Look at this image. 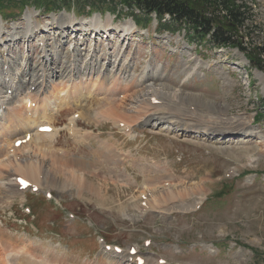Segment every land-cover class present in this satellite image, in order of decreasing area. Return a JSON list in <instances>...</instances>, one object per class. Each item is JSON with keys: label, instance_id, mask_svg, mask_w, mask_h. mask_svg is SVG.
I'll use <instances>...</instances> for the list:
<instances>
[{"label": "rangeland", "instance_id": "rangeland-1", "mask_svg": "<svg viewBox=\"0 0 264 264\" xmlns=\"http://www.w3.org/2000/svg\"><path fill=\"white\" fill-rule=\"evenodd\" d=\"M246 3L250 10L242 41L264 45V0ZM7 5L0 11V125L24 96L37 98L46 90L60 99L64 92H56L63 86L98 83L105 72L109 81L130 90L115 96L122 101L116 118L104 119L111 100L92 94L42 120L55 128L56 152L80 158L83 166L79 171L60 167L49 154H32L47 179L41 191L28 188L11 206L0 200V264L16 251L24 256L19 264L34 258L49 264H134L138 259L144 264H264V67L251 65L236 47L213 48L191 40L184 29L161 30L153 15L136 25L130 16L105 10L30 5L18 16L16 5ZM12 15L13 20L2 19ZM33 26L38 31L28 37ZM4 60L13 61L12 70ZM32 70L35 85L15 90L20 78L29 83L31 75L23 74ZM148 74L153 76L145 78ZM150 93H156L151 102ZM122 113L134 118L131 126L116 122L126 118ZM147 118L151 122L143 125ZM71 120L78 121L83 138L72 132ZM208 126L215 129L211 135H219H205ZM196 129L201 132L193 133ZM105 144L111 148L108 158ZM28 150L15 156L29 155ZM52 164L61 173L54 175ZM2 166L0 173L10 172L8 179L15 182L14 164ZM68 171L85 177L101 197L95 191L77 193L70 177L62 180ZM12 182L0 176L1 187ZM191 187L198 193L186 197L184 189ZM166 188L173 191L165 194L172 209L137 208L138 201H146L140 193L148 199ZM196 203H201L198 210ZM29 243L33 256L23 249ZM130 247L138 255L132 256Z\"/></svg>", "mask_w": 264, "mask_h": 264}, {"label": "bare ground", "instance_id": "bare-ground-1", "mask_svg": "<svg viewBox=\"0 0 264 264\" xmlns=\"http://www.w3.org/2000/svg\"><path fill=\"white\" fill-rule=\"evenodd\" d=\"M37 31H38V29H36V27L33 26V28L30 31H28V37H31L32 35L37 33ZM4 64H8L7 66L9 67L8 68L9 71H10V69L12 70V67H11V66H13L12 60H9V61L7 60V62H5V60H4ZM6 70L7 69H5V71ZM26 73L27 74H23V75H25V76H27L28 74L31 75L29 83L27 84L26 80H24V77L20 78L18 81V84H16V86H15V90L23 91V89H25L27 87V85H31V86L35 85L36 79L34 80L33 78L36 76V74H35L34 70H32L31 72L26 71ZM151 76H153V75L148 74L145 78L151 77ZM109 77L110 76L108 74H106V72H105V75H103L102 78H100L98 83H96V81H93V80H90L89 82H88V80H87V82H83L82 80H79L76 83H72L70 88L68 87L69 89L65 88L66 86H63L61 89H59L56 92V95L59 92H64V96H62L60 99H54V97H53L54 93L47 94L46 90L39 93L37 98H32V99L27 98L26 99L24 96L19 101V103L17 105H14L12 108H10L9 111H7V113H8L7 116L5 117V115H4L6 120L4 121V123H2L3 122L2 121L1 125H0V165H3L2 167H4L7 164L13 163L14 168L19 173H17V175L15 176V182H12L13 181L12 179L11 180L8 179V177L10 176V172L8 175H5V173L4 174L0 173V176H4L5 178H7L8 181L12 182V185H10V186L9 185H7L6 187L0 186V200L1 201H5V203L9 204L17 197V195L19 193H24V195H25L26 189L25 190L20 189L19 184L16 181V179L18 177L25 178L31 184L28 188H32V186H36L37 190L41 191V189L43 187L42 181H44L43 178L45 176L42 177L41 173L43 172V170L41 169L42 165L40 164V162L33 160L34 158L32 157V154L34 155V154H36V152L40 153L43 158H44V155L49 154L51 156L49 159L52 161V163H55V165H59L61 167V165L68 164L69 166L73 167L72 169L78 170V171L80 170L79 167L83 166V163L80 160V158H77L78 160L65 159L63 154L57 153L56 150L53 148L54 144H52V139L55 137V133H56V131L54 130L55 128L52 129L50 132H41L38 130V128L40 126L45 125V124L50 125V123L45 122V121L42 122V120L43 119L49 120L48 117L50 114H48V113H51V111L58 110V108L60 109L65 104L68 105L69 103H72V102H74V103L78 102L79 103L78 99L84 98V97L92 95V94L101 96L103 98V100H111L110 105H108L109 106L108 110H106L105 115H103L104 119H113V118L118 117L119 116V113H118L119 109L117 107H119V105L121 106L122 101L119 104L120 101H117L118 98H115V96L118 94H121V93H125L126 91H129L130 89L123 87L118 82H116V80H114V79L112 81H109L108 80ZM52 88H55L54 85L52 86ZM143 88H146V86ZM20 93H22V92H20ZM147 95L152 96V97L150 96V102L152 99H154L156 97L155 96L156 93H150ZM15 96H18V94H15ZM41 96H42V98H41ZM113 102H115V103L118 102V104H116L117 106L115 104H112ZM47 105H49V106H47ZM149 105L150 104H148L147 102L144 103L145 108H147ZM133 112L138 113L139 110H134ZM122 115L126 118L117 119L116 122L122 123V126H126V127L131 126L132 125L131 123L134 120V118L132 120V119H129L128 116H126L124 113H122ZM148 121L151 122L148 119L146 122H143V125L147 124ZM70 123H71V125L69 124V126H71L70 128H72V132H74L75 134H78V136L80 138H83L84 137L83 133H81L78 130V128H80L78 125V121L77 120H71ZM160 123H166L162 120V117H161ZM153 124L154 123H151L150 125H153ZM239 125H240V123H238L236 126H239ZM34 126H36V127L34 128ZM196 128L198 129V127H196ZM199 128H200V126H199ZM231 128H232V126H231ZM128 129H126V131H128ZM183 129L185 130V128H183ZM197 129L192 130V132L193 133L201 132V130H197ZM206 129H207V133H205V135H207L208 137H214L216 135H219V134L211 135L210 133L215 132V129L210 128L209 126ZM13 135L14 136L16 135L18 137L13 139L12 145H11L10 139L13 137ZM17 140L23 141V142H20V145L18 147L15 145V141H17ZM39 140H42V141L43 140H50V141L47 143L39 144ZM105 145L106 146L102 145V147L104 146V148H105V150H104L105 154L104 155H105V157L108 158V156L110 155L111 148L108 146V144H105ZM260 145L263 146L264 144H260ZM23 148L29 149L27 151L29 153V155L26 154L22 158H17L16 157L17 155L15 156V153L18 150L23 149ZM18 154H20V153H18ZM23 155H24V153H23ZM5 160H7V161L5 162ZM52 166H53V164H52ZM52 166L50 167L51 169H52ZM8 168H9V166H8ZM8 168H6V169H8ZM52 172H54L53 174L56 175L57 173H61V170H57L56 166H55L54 169L52 170ZM80 173L83 174L84 172H80ZM14 174H16V173L14 172ZM65 176L70 177L71 181L75 184V186L77 187V191H76L77 193H80L82 190L95 191V189H94L95 187L92 184H89L87 181L84 180L85 177H79L78 175L73 174L70 171H68L67 175H64V177L62 176V180H64L66 178ZM53 177L56 178L55 176H53ZM46 179H47V177H45V180ZM154 179H156V178H154ZM51 180L55 185H57L56 181H54V179H51ZM203 180H204L203 182L205 184L208 183L207 178L203 177ZM146 181L152 182L151 178L147 179ZM165 182H166V180H165ZM148 184H150V183H148ZM148 184L146 183L145 185L147 187H149ZM78 187H80V189ZM166 189H167V192L166 191H163V192L157 191L156 196H153L152 194L149 193L150 198H148V199L144 195L141 196V193H140V197H141L140 199H145L146 201L142 204H141L142 201H138V203L136 204L137 208H143L142 205H144L145 209H148V208H154V209L155 208H159V209L165 208L167 211L172 209L169 207V204H168L169 200H172V198L168 195H165V194H169L173 191L170 188H166ZM196 192L198 193V190H196L194 187H191L189 189H187V188L184 189V195L186 197H187V194H193ZM95 193L98 197H101V195L99 194V190H96ZM204 193H205V188L203 187L201 189V194L204 195ZM184 195H183V197H184ZM174 199L180 200L181 198L177 197V195H173V200ZM180 203H181V206L184 205V202H180ZM11 205H12V203L9 206H11ZM136 205H135V207H136ZM198 205H199V203H196L194 206L197 207ZM177 206H179V204H177L176 207ZM171 213L172 212H170V214ZM33 243L36 244V242H33ZM23 249L25 252H28V253L30 251L31 255L33 256V248H30V243L28 246L25 245L23 247ZM16 253H17V251H16ZM16 253L12 252V253L8 254V257H6V259L2 260L1 263L2 264H19L20 262H18V260L21 261V258H23L24 256H19ZM31 255H30V257L33 258ZM53 255L60 257L57 252L53 253ZM0 257H1V254H0ZM29 261H30V264H49L50 263L47 259L46 260H44V259L43 260H40V259L37 260L36 258H34L33 261H31V259H29ZM126 261H128V260H126ZM109 262H111V264H114V261H112V260ZM137 264H138V260H137ZM142 264H144V263H142ZM146 264H149V263L146 262Z\"/></svg>", "mask_w": 264, "mask_h": 264}, {"label": "trees", "instance_id": "trees-1", "mask_svg": "<svg viewBox=\"0 0 264 264\" xmlns=\"http://www.w3.org/2000/svg\"><path fill=\"white\" fill-rule=\"evenodd\" d=\"M11 3L16 5L17 14L30 5L53 11L62 8L79 12H85L87 8L90 11L107 10L119 16L123 12L125 16L133 17L136 23L141 16L147 19L154 14L158 26L163 30L184 29L185 34L197 43L236 47L245 54L251 65L261 69L264 67V59H261V54L264 58V45L249 46L242 41L248 28L250 10L246 0H0V11L6 8L5 4L8 7ZM166 15L168 18L163 20Z\"/></svg>", "mask_w": 264, "mask_h": 264}]
</instances>
